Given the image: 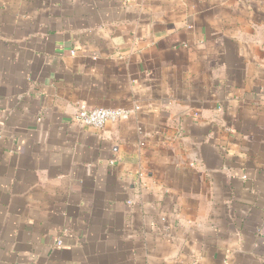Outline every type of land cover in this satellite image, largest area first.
Returning <instances> with one entry per match:
<instances>
[{
    "label": "crops",
    "instance_id": "1",
    "mask_svg": "<svg viewBox=\"0 0 264 264\" xmlns=\"http://www.w3.org/2000/svg\"><path fill=\"white\" fill-rule=\"evenodd\" d=\"M0 264H264V0H0Z\"/></svg>",
    "mask_w": 264,
    "mask_h": 264
},
{
    "label": "built area",
    "instance_id": "2",
    "mask_svg": "<svg viewBox=\"0 0 264 264\" xmlns=\"http://www.w3.org/2000/svg\"><path fill=\"white\" fill-rule=\"evenodd\" d=\"M130 113L131 110L125 108L89 107L87 104H80L75 120L84 126L103 129L107 123L125 119Z\"/></svg>",
    "mask_w": 264,
    "mask_h": 264
}]
</instances>
